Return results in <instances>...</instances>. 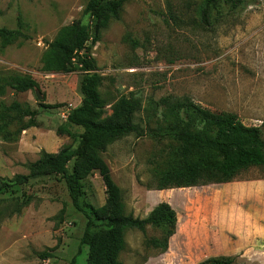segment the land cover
I'll return each instance as SVG.
<instances>
[{
    "label": "rangeland",
    "instance_id": "rangeland-1",
    "mask_svg": "<svg viewBox=\"0 0 264 264\" xmlns=\"http://www.w3.org/2000/svg\"><path fill=\"white\" fill-rule=\"evenodd\" d=\"M203 2L128 0L119 20L83 52L101 78L104 116L129 103L142 135L127 136L102 154L126 213L143 220L165 203L177 215L169 236L153 226L143 233L126 231L122 264H201L224 258H233L234 264H264V168L239 173L220 186L155 189L156 173L180 163L176 144L158 136L173 122L161 100L187 98L211 112L233 113L244 126L264 128V0L210 28L198 16ZM85 3L0 0V28L15 30L20 16L26 36L6 48L0 41V76L25 77L37 85L32 91L6 88L0 94V180L8 186L0 191L1 206L24 198L30 202L20 214L0 220V264H86L88 248L80 240L87 220L73 208L58 177L32 178L24 186L13 180L27 177L26 166L42 153L76 147L59 130L67 113L81 106L82 73H55L46 56L47 45L62 28L88 23L82 16ZM13 105L38 113L34 127H27V119L6 123L5 110ZM105 200L102 181L92 174L82 183L80 206L88 211L104 206ZM153 240L166 241L167 250L157 249ZM42 253L52 257L40 260Z\"/></svg>",
    "mask_w": 264,
    "mask_h": 264
},
{
    "label": "trees",
    "instance_id": "trees-1",
    "mask_svg": "<svg viewBox=\"0 0 264 264\" xmlns=\"http://www.w3.org/2000/svg\"><path fill=\"white\" fill-rule=\"evenodd\" d=\"M127 2L86 0L82 16L88 23L75 22L62 28L56 39L47 45L49 53L46 64L55 73H82L81 106L67 113L66 124L59 130L61 135L71 138L76 147H65L55 155L42 153L38 161L26 166L27 177L16 176L13 179L17 186H24L32 178L58 177L73 208L82 212L87 220L80 240V245L88 248L86 264H122L119 257L125 250L126 231L143 233L146 226H153L169 236L174 234L177 226L176 213L165 203L157 205L143 220L127 214L121 191L112 181L102 157L113 143L130 135L142 136L133 122V105L124 103L112 116H104L107 103L99 91L101 78L91 57L83 54L88 44L98 42L102 30L119 20ZM257 4L258 0H204L198 16L201 24L210 28L224 17L239 14ZM22 30L20 16L17 17L15 30L0 28L3 48L25 40ZM36 87V83L29 78L0 76V94L6 88L27 92ZM160 105L171 114L173 122L160 130L158 136L176 144L175 151L180 163L156 173L155 189L159 192L210 184L225 185L231 183L239 173L264 168L263 127L244 126L233 113L211 112L187 98H166L160 101ZM39 108L56 107L39 105ZM5 111L6 123L27 119V127H34L38 115L36 111L17 105ZM69 128L79 129L81 133L72 134ZM95 173L105 189V204L99 208L90 206L88 211H84L80 206L82 183ZM6 189L7 184L0 180V191ZM29 203V198H24L21 203L2 208L0 202V220L5 215L11 217L20 214ZM151 243L163 252L167 250L166 241L158 243L153 240ZM51 257L50 253L39 255L40 260L47 261ZM70 264H75V261L72 260ZM201 264H234V259H208Z\"/></svg>",
    "mask_w": 264,
    "mask_h": 264
}]
</instances>
